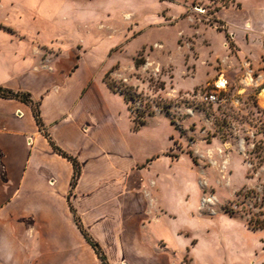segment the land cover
<instances>
[{
  "label": "rangeland",
  "instance_id": "374dc122",
  "mask_svg": "<svg viewBox=\"0 0 264 264\" xmlns=\"http://www.w3.org/2000/svg\"><path fill=\"white\" fill-rule=\"evenodd\" d=\"M63 2L70 35L44 53L77 54L97 122L146 169L156 247L171 264H264V0Z\"/></svg>",
  "mask_w": 264,
  "mask_h": 264
},
{
  "label": "crops",
  "instance_id": "0c3cea01",
  "mask_svg": "<svg viewBox=\"0 0 264 264\" xmlns=\"http://www.w3.org/2000/svg\"><path fill=\"white\" fill-rule=\"evenodd\" d=\"M63 8V0H0V85L39 101L44 130L80 163L72 188L73 164L31 106L0 96V264H103L71 206L108 264H171L156 247L146 169L118 128L97 122L91 75L80 76L73 51L68 60L44 53L64 49L56 37L70 35L59 25Z\"/></svg>",
  "mask_w": 264,
  "mask_h": 264
},
{
  "label": "trees",
  "instance_id": "16d2710c",
  "mask_svg": "<svg viewBox=\"0 0 264 264\" xmlns=\"http://www.w3.org/2000/svg\"><path fill=\"white\" fill-rule=\"evenodd\" d=\"M0 96L5 97V98H16V99H19V100H21V101H23V102H25L31 106L37 124L39 125L40 129H42L44 131L46 136H48L50 144L52 145L54 150L72 162L73 167H74V174H73V177L71 180V187L73 188L75 186V184L77 183V180L80 176V163L75 157H73L72 155H70V154L66 153L65 151H63L62 149H60L54 143V141L51 139V137L48 135V133L44 130V124H43L42 118L40 116V108H39L40 102L37 100H34L29 92L15 91V90L3 87L1 85H0ZM71 210L73 212L74 220H75L76 224L78 225V227L80 228V230H81L82 234L84 235L86 241L88 243H90V245L94 248L97 255L101 259L102 263L108 264V262L106 260V256L104 254V251L102 250L98 241H96L86 231V229L84 228V226L81 222L80 217L78 216V214L76 213L75 209L72 206H71Z\"/></svg>",
  "mask_w": 264,
  "mask_h": 264
},
{
  "label": "bare ground",
  "instance_id": "6f19581e",
  "mask_svg": "<svg viewBox=\"0 0 264 264\" xmlns=\"http://www.w3.org/2000/svg\"><path fill=\"white\" fill-rule=\"evenodd\" d=\"M220 85H221V86H224V85H225V81L221 79ZM261 99H262V101L264 102V90H263L262 93H261Z\"/></svg>",
  "mask_w": 264,
  "mask_h": 264
},
{
  "label": "built area",
  "instance_id": "2783aa9c",
  "mask_svg": "<svg viewBox=\"0 0 264 264\" xmlns=\"http://www.w3.org/2000/svg\"><path fill=\"white\" fill-rule=\"evenodd\" d=\"M211 98H213L214 96H210Z\"/></svg>",
  "mask_w": 264,
  "mask_h": 264
}]
</instances>
